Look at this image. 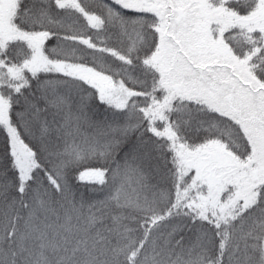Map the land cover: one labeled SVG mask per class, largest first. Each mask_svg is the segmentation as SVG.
<instances>
[{
  "label": "snow or ice",
  "instance_id": "1",
  "mask_svg": "<svg viewBox=\"0 0 264 264\" xmlns=\"http://www.w3.org/2000/svg\"><path fill=\"white\" fill-rule=\"evenodd\" d=\"M0 264H264V0H0Z\"/></svg>",
  "mask_w": 264,
  "mask_h": 264
},
{
  "label": "trees",
  "instance_id": "2",
  "mask_svg": "<svg viewBox=\"0 0 264 264\" xmlns=\"http://www.w3.org/2000/svg\"><path fill=\"white\" fill-rule=\"evenodd\" d=\"M86 2L95 8V5L98 3V0H86Z\"/></svg>",
  "mask_w": 264,
  "mask_h": 264
}]
</instances>
